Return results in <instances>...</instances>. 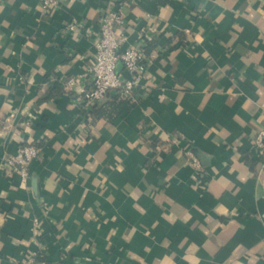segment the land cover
<instances>
[{
	"label": "crops",
	"instance_id": "1",
	"mask_svg": "<svg viewBox=\"0 0 264 264\" xmlns=\"http://www.w3.org/2000/svg\"><path fill=\"white\" fill-rule=\"evenodd\" d=\"M124 1L0 0V264H264V0ZM119 7L147 71L132 108L88 111L92 78L64 82Z\"/></svg>",
	"mask_w": 264,
	"mask_h": 264
},
{
	"label": "built area",
	"instance_id": "2",
	"mask_svg": "<svg viewBox=\"0 0 264 264\" xmlns=\"http://www.w3.org/2000/svg\"><path fill=\"white\" fill-rule=\"evenodd\" d=\"M128 1L121 2L120 6L127 5ZM45 13H51L57 8L61 0H41ZM125 16L122 8L109 10L104 14L98 40L94 44L95 56L93 63L82 78H68L64 82L66 89L71 90L84 82L86 77L93 80V88L85 91L81 106L92 111L105 104L111 96L122 100L137 102L139 89L148 67V56L145 47L130 46L125 48L127 35L123 30ZM69 30L76 31L77 25L71 24ZM123 69H119V64ZM256 148L259 154L264 155V129L260 132ZM40 147L36 145L21 146L17 154L10 157L8 167L18 173L23 182L29 178V166L40 156ZM191 162L202 170L200 160L191 149H187ZM12 264H36L35 256H28L16 260Z\"/></svg>",
	"mask_w": 264,
	"mask_h": 264
},
{
	"label": "trees",
	"instance_id": "3",
	"mask_svg": "<svg viewBox=\"0 0 264 264\" xmlns=\"http://www.w3.org/2000/svg\"><path fill=\"white\" fill-rule=\"evenodd\" d=\"M136 103L137 102L122 100L116 96H112L110 101H108V103L106 104L107 106H105V107H108V105H109V107H113V109H115V110H118V109L123 110V109L132 108ZM97 108H99V107L94 108V110L92 112H94ZM100 108H102V106Z\"/></svg>",
	"mask_w": 264,
	"mask_h": 264
}]
</instances>
